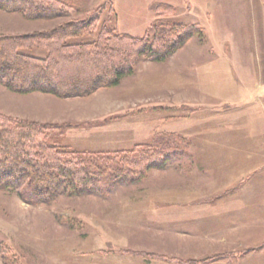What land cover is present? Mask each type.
Wrapping results in <instances>:
<instances>
[{
    "label": "rangeland",
    "instance_id": "obj_1",
    "mask_svg": "<svg viewBox=\"0 0 264 264\" xmlns=\"http://www.w3.org/2000/svg\"><path fill=\"white\" fill-rule=\"evenodd\" d=\"M58 3L66 16L0 10V34L81 20L87 36L66 42H93L104 25L149 40L164 23L201 31L90 95L0 85L1 115L46 125L34 146L81 153L103 178L50 204L33 202L27 177L0 189V264H264V0ZM62 65L61 75L83 78L80 65ZM162 135L176 153H161Z\"/></svg>",
    "mask_w": 264,
    "mask_h": 264
},
{
    "label": "trees",
    "instance_id": "obj_2",
    "mask_svg": "<svg viewBox=\"0 0 264 264\" xmlns=\"http://www.w3.org/2000/svg\"><path fill=\"white\" fill-rule=\"evenodd\" d=\"M61 7L58 0H0V10L20 13L27 19L66 16ZM32 9L37 11L34 17L29 13ZM89 23V20L68 21L54 32L26 36L0 34V85L18 94L41 92L64 97L68 95L64 90L73 88L79 92L76 94L90 95L101 87L118 86L122 79L133 74L140 59L166 61L201 31L197 25L164 23L152 26L149 40L147 36L117 34L104 25L93 42H66L79 39L80 34L87 36ZM33 49L39 54L32 53ZM65 61L73 65L69 67L73 71L76 64L83 67L80 73L83 78L61 75L59 71L66 70L62 65ZM54 85L59 89H54ZM45 126L0 114V189L17 188L18 178L27 177L35 187L33 202L50 204L57 195L82 192L91 180L103 179L90 171L95 161H87L81 153L56 145L34 146L36 137H46ZM162 136L161 153L164 156L176 153L177 149L169 148L171 135ZM33 147L37 152L30 156Z\"/></svg>",
    "mask_w": 264,
    "mask_h": 264
},
{
    "label": "crops",
    "instance_id": "obj_3",
    "mask_svg": "<svg viewBox=\"0 0 264 264\" xmlns=\"http://www.w3.org/2000/svg\"><path fill=\"white\" fill-rule=\"evenodd\" d=\"M194 201H198V200H194ZM198 202H193V204H197ZM202 203V202H201Z\"/></svg>",
    "mask_w": 264,
    "mask_h": 264
}]
</instances>
